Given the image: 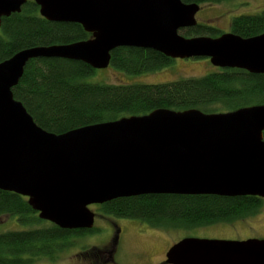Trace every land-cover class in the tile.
Masks as SVG:
<instances>
[{
  "label": "water",
  "instance_id": "water-1",
  "mask_svg": "<svg viewBox=\"0 0 264 264\" xmlns=\"http://www.w3.org/2000/svg\"><path fill=\"white\" fill-rule=\"evenodd\" d=\"M49 22L74 23L91 38L38 46L0 62V190L27 198L38 218L63 230H91L89 207L142 195L264 198V104L226 113L156 109L62 134L40 128L13 97L26 64L64 59L93 70L130 47L170 59L208 58L219 69L264 74V33L185 37L198 4L181 0H32ZM27 0H0L2 18ZM164 264H264V238H183Z\"/></svg>",
  "mask_w": 264,
  "mask_h": 264
},
{
  "label": "trees",
  "instance_id": "trees-1",
  "mask_svg": "<svg viewBox=\"0 0 264 264\" xmlns=\"http://www.w3.org/2000/svg\"><path fill=\"white\" fill-rule=\"evenodd\" d=\"M181 1L201 7L227 0ZM230 32L242 38L263 34L264 10L234 17ZM179 33L185 37L212 38L223 34L213 26L200 24ZM90 38L78 24L45 20L39 15L37 5L27 0L19 13L2 18L0 62L27 48L71 44ZM172 61L153 50L121 47L111 52L110 64L136 75L161 69ZM95 71L77 61L33 59L12 88L13 97L40 128L55 134L122 117L142 116L156 109H198L211 114L264 104V74L253 75L239 69H219L201 77L163 84L86 81ZM261 205L262 199L252 196L142 195L112 200L99 205V211L116 218L137 219L155 228L190 229L244 220L254 216ZM4 215L16 217L22 228L0 233V264L55 261L62 251L73 246L70 236L93 231L60 229L40 220L26 197L0 190V217ZM97 251L98 255L102 252Z\"/></svg>",
  "mask_w": 264,
  "mask_h": 264
},
{
  "label": "rangeland",
  "instance_id": "rangeland-1",
  "mask_svg": "<svg viewBox=\"0 0 264 264\" xmlns=\"http://www.w3.org/2000/svg\"><path fill=\"white\" fill-rule=\"evenodd\" d=\"M264 10V0H227L219 4H205L195 16L197 24L217 28L221 33L230 32L231 20L239 15L256 14ZM180 34V33H179ZM158 70L128 74L113 65L96 70L86 78L92 83L106 84H163L183 78L201 77L219 70L208 58L172 59ZM89 209L95 213L93 231L69 238L73 246L62 251L55 261L40 260L34 264H164L170 246L189 237L216 240H247L264 238V199L259 211L252 217L233 223H218L190 229H163L151 227L137 219L116 218L99 211V205ZM110 221L124 230L112 262L105 249L110 246L112 228ZM46 226V224H42ZM16 217H0V233L20 230ZM98 250L102 252L98 255Z\"/></svg>",
  "mask_w": 264,
  "mask_h": 264
},
{
  "label": "flooded vegetation",
  "instance_id": "flooded-vegetation-1",
  "mask_svg": "<svg viewBox=\"0 0 264 264\" xmlns=\"http://www.w3.org/2000/svg\"><path fill=\"white\" fill-rule=\"evenodd\" d=\"M260 199H264V198H260ZM111 224V228H112V233H111V237H110V246L106 247L105 249L107 250L108 253V259L110 260V263L112 262V258L116 252L115 249V244L113 245V243H120V239L123 237V233L124 230L119 227L115 222L110 221Z\"/></svg>",
  "mask_w": 264,
  "mask_h": 264
}]
</instances>
